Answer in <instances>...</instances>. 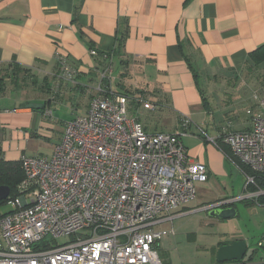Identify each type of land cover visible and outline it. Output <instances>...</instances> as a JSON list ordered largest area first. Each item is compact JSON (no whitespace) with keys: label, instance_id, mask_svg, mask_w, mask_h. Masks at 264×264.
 <instances>
[{"label":"crops","instance_id":"1","mask_svg":"<svg viewBox=\"0 0 264 264\" xmlns=\"http://www.w3.org/2000/svg\"><path fill=\"white\" fill-rule=\"evenodd\" d=\"M263 44L264 0H0V72L14 65L29 70L40 96L22 94L15 107L0 106L2 157L21 161L28 157L26 143L38 137L52 140L54 133L58 145L66 123L85 115L94 97L137 91L127 96L148 97L156 105L136 108L175 116L177 128L169 133L179 132L181 120L190 121L182 143L192 160L209 169L207 182L215 183L224 172V153L217 144L223 131L250 129L246 112L254 106L255 91L236 78L249 54ZM92 49L99 55L93 57ZM57 53L78 70L74 83L58 78ZM110 67L111 79L104 78ZM58 109L70 112L68 120L56 117ZM204 187L197 185L196 199L175 218L197 209L187 208L190 204L201 203L198 209L209 216L207 207L225 202L222 208L237 209L231 202L243 200L254 234L222 245L245 241L248 253L239 264H264V249L257 246L264 235V197L247 200L245 191L221 200L222 193L211 198ZM239 217L240 212L234 219Z\"/></svg>","mask_w":264,"mask_h":264},{"label":"built area","instance_id":"2","mask_svg":"<svg viewBox=\"0 0 264 264\" xmlns=\"http://www.w3.org/2000/svg\"><path fill=\"white\" fill-rule=\"evenodd\" d=\"M56 60L58 78L74 83L78 70L61 53ZM103 77L111 79V67ZM252 99L250 129H225L221 139L264 182V96ZM130 103L123 94L94 97L85 115L66 123L52 157H22L24 181L0 220V264H162L158 244L174 230L160 226L196 199L209 172L182 143L188 119L177 133H149L129 116ZM246 177V199L264 197V189L247 190L257 185ZM257 246L264 249V235Z\"/></svg>","mask_w":264,"mask_h":264},{"label":"rangeland","instance_id":"3","mask_svg":"<svg viewBox=\"0 0 264 264\" xmlns=\"http://www.w3.org/2000/svg\"><path fill=\"white\" fill-rule=\"evenodd\" d=\"M5 74L6 70L0 72L1 76H4ZM22 78L23 79H20L18 84L7 81L8 86L5 91L6 93L0 94L1 108L15 107L16 104L14 106L12 104H14L16 99L20 101L21 97H23L22 94H24L25 98L29 97L32 99H38L40 97L38 91L33 90L37 84H34L35 79L33 74L25 75L24 77L22 76ZM256 80L257 78L250 81L249 85L254 86V84H256L254 89H250L252 91L256 90L255 93H258L259 95H264V79ZM257 84L262 87L261 91H257L259 90ZM6 94L9 96L4 97L3 95ZM126 94L128 96H135L138 93L135 91L129 93L126 92ZM131 99L132 101L129 104V116L131 118L139 117L140 122L150 130V133H169L175 130V127L177 126L175 116H172L169 111L159 110L155 114L148 115V112H144L143 109L136 108H143L141 107L142 105H139L136 101L138 98ZM146 100L147 102L156 105L154 101L153 103L151 102L150 98L146 97ZM82 111L84 112V108H81V112ZM55 112L56 111H54V116ZM69 115L70 112L58 109L56 117L61 120H68ZM57 129L60 131L61 126L58 125ZM203 134L205 133L201 131V136H203ZM57 138L58 133H54L52 140L39 137L32 139V141L26 143V155L28 157H52L58 142ZM199 139L204 142L201 137H199ZM199 139L193 140V148L199 144ZM224 161V172L216 176V182L202 183V186L205 185L204 188L210 191L209 196H211V198H218L220 193H222L221 200L231 199L241 196L246 191L248 183L246 175L235 166L232 160H230L225 154ZM218 191L219 193H217ZM199 200L201 199L199 198ZM198 204L199 206L196 204H190L187 208L194 207L197 209L192 208L193 210H189L186 213L184 212L180 217L174 218L172 223L169 221L161 226L164 230L175 231L174 234L169 233L164 236L158 244L157 251L162 264H219L217 262V253L220 244L222 245L232 242L235 238L242 235L246 237L247 234H254V229L256 228L255 223L248 220L243 200H235L234 202H231V204H234L237 208V212H240V217L236 220H226L223 222L211 220L205 211L198 209L201 206V203ZM12 210L13 207L10 202L0 206L1 213H9ZM69 241L70 238L60 239L59 244H64ZM253 244L255 246V243Z\"/></svg>","mask_w":264,"mask_h":264},{"label":"trees","instance_id":"4","mask_svg":"<svg viewBox=\"0 0 264 264\" xmlns=\"http://www.w3.org/2000/svg\"><path fill=\"white\" fill-rule=\"evenodd\" d=\"M30 71L26 69H22L18 67L17 65H14L12 67H8L6 69V74L4 76H0V94H4L7 89V81H10L11 83L18 84L20 79H23L25 75H30ZM239 78H236V81L238 80V83L245 82L249 85L250 81H253L255 78H257L256 81L259 79H264V44L257 48L255 51L249 54L247 63L245 65V70L240 71ZM195 78L198 77V75L194 74ZM243 76V77H242ZM197 85L199 82H197ZM256 83V82H255ZM258 85V84H257ZM261 85V84H260ZM259 86V85H258ZM250 88L254 89L256 87V84L254 86L249 85ZM262 87L259 86V90L261 91ZM256 91V90H254ZM127 96V95H126ZM264 96V95H261ZM204 102H206V99H203ZM137 105V104H136ZM139 106V105H137ZM182 123V120L180 121ZM219 148L221 151L228 157L232 162L237 166L246 176L248 177H254L255 183L257 187L254 185H249L247 190L250 192H255L257 189H264V182L261 181L260 177L257 176L255 173H253L249 168L242 165L236 158L233 157L231 149L223 144L222 139L217 142ZM24 172L22 168L21 161H6L1 154L0 150V187L1 186H7L11 189V195L10 198L4 202H0V206L8 203L10 200H13L18 193L19 187L21 186L22 182L24 181ZM12 212V211H11ZM9 213H1L0 212V220L9 215ZM223 245H219L221 247Z\"/></svg>","mask_w":264,"mask_h":264},{"label":"water","instance_id":"5","mask_svg":"<svg viewBox=\"0 0 264 264\" xmlns=\"http://www.w3.org/2000/svg\"><path fill=\"white\" fill-rule=\"evenodd\" d=\"M11 189L7 186L0 187V202H4L10 198ZM209 216L221 221L232 220L237 217L238 212L235 208L215 207L206 209ZM248 253V244L245 241H236L231 245H223L217 253V262L219 264L226 263H242Z\"/></svg>","mask_w":264,"mask_h":264},{"label":"flooded vegetation","instance_id":"6","mask_svg":"<svg viewBox=\"0 0 264 264\" xmlns=\"http://www.w3.org/2000/svg\"><path fill=\"white\" fill-rule=\"evenodd\" d=\"M227 208V207H226ZM207 213H208V215H209V211H207ZM233 264H235V263H233Z\"/></svg>","mask_w":264,"mask_h":264}]
</instances>
